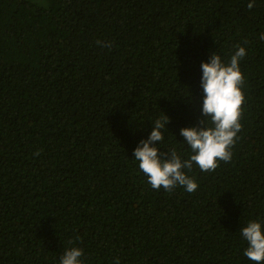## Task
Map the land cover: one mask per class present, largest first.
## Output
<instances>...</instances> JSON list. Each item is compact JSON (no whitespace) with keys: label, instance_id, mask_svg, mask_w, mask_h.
<instances>
[{"label":"trees","instance_id":"16d2710c","mask_svg":"<svg viewBox=\"0 0 264 264\" xmlns=\"http://www.w3.org/2000/svg\"><path fill=\"white\" fill-rule=\"evenodd\" d=\"M0 0V264H255L264 221V0ZM111 42L110 47L97 44ZM246 48L231 161L198 189L155 190L134 150L200 125L201 65ZM159 144V142H155Z\"/></svg>","mask_w":264,"mask_h":264},{"label":"clouds","instance_id":"9594fccd","mask_svg":"<svg viewBox=\"0 0 264 264\" xmlns=\"http://www.w3.org/2000/svg\"><path fill=\"white\" fill-rule=\"evenodd\" d=\"M255 0L248 4L251 10ZM260 39L264 40V34ZM110 47L111 42L104 43ZM247 55L246 48L237 45L236 51L226 63L215 52L209 61L201 65V85L204 92L202 118L200 125L185 127L180 131L190 149L189 158L182 159L175 148L168 149V154L161 153L164 145V131L170 117L165 114L154 121V129L147 139H142L134 150L139 169L147 177V182L155 190L163 188L167 192L182 187L188 193L198 189V182L189 176L193 164L203 172H215L220 162H229L233 156V147L242 130V113L245 93L242 86L245 76L240 62ZM159 142V144L155 143ZM242 238L248 243L244 255L255 264H264V221L251 220L240 229ZM84 250L80 247L66 249L60 264H84ZM115 264H119L117 258Z\"/></svg>","mask_w":264,"mask_h":264}]
</instances>
